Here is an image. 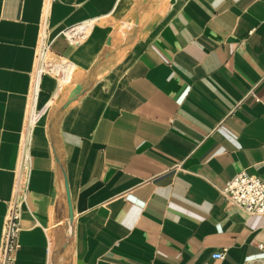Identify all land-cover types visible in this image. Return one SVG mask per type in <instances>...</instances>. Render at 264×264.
Wrapping results in <instances>:
<instances>
[{
  "label": "crops",
  "instance_id": "1",
  "mask_svg": "<svg viewBox=\"0 0 264 264\" xmlns=\"http://www.w3.org/2000/svg\"><path fill=\"white\" fill-rule=\"evenodd\" d=\"M42 33L58 75L31 123ZM242 170L264 181V0H0V241L26 183L14 264L264 261V215L222 193Z\"/></svg>",
  "mask_w": 264,
  "mask_h": 264
},
{
  "label": "built area",
  "instance_id": "2",
  "mask_svg": "<svg viewBox=\"0 0 264 264\" xmlns=\"http://www.w3.org/2000/svg\"><path fill=\"white\" fill-rule=\"evenodd\" d=\"M87 25H78L69 28L64 33L65 38L71 44H78L87 35ZM50 39L47 34L42 33L36 52V69L33 75V87L38 85L39 77L43 74L55 75L57 70L56 60L47 58L49 53ZM26 183L23 174H19L12 193L7 203L4 215L1 241H0V264H14L15 254L19 248V234L21 231L20 217L25 202ZM222 193L230 207L242 209L247 214L264 215V181L259 176L248 173L245 170L239 171L230 177ZM258 247L264 250L263 244ZM223 251H216L212 257L221 259ZM252 264H264V261L257 259Z\"/></svg>",
  "mask_w": 264,
  "mask_h": 264
},
{
  "label": "bare ground",
  "instance_id": "3",
  "mask_svg": "<svg viewBox=\"0 0 264 264\" xmlns=\"http://www.w3.org/2000/svg\"><path fill=\"white\" fill-rule=\"evenodd\" d=\"M99 22V21H98ZM61 65H59V67H60ZM65 66V65H64ZM61 67H63V66H61ZM65 67H67V66H65ZM67 69V68H66ZM71 69V67L70 68H68V70H70ZM62 70H64L65 72L63 73V71H62V73L63 74H65L66 73V70H65V68H62ZM60 71V70H59ZM57 72V71H56ZM56 75H58V73L56 74ZM62 76V75H61ZM64 76V78L66 77L67 78V74H65V75H63ZM69 76V75H68ZM63 78V77H62ZM65 78V79H66ZM60 79V78H59ZM64 80V79H63ZM37 90H38V87H37V85L35 86V88H34V90H33V97H32V105H31V110H30V114H29V121L32 123L33 122V120H38L40 117H41V115H42V113L44 112V108L43 107H41V108H38V109H36L35 108V101H36V94H37Z\"/></svg>",
  "mask_w": 264,
  "mask_h": 264
},
{
  "label": "water",
  "instance_id": "4",
  "mask_svg": "<svg viewBox=\"0 0 264 264\" xmlns=\"http://www.w3.org/2000/svg\"><path fill=\"white\" fill-rule=\"evenodd\" d=\"M80 91H81V84L79 82H75L73 88L68 90L67 103L70 100L74 99L80 93ZM67 199L69 201L68 194H67ZM71 216H72V212L71 209L69 208V220Z\"/></svg>",
  "mask_w": 264,
  "mask_h": 264
},
{
  "label": "rangeland",
  "instance_id": "5",
  "mask_svg": "<svg viewBox=\"0 0 264 264\" xmlns=\"http://www.w3.org/2000/svg\"><path fill=\"white\" fill-rule=\"evenodd\" d=\"M47 58H50V59H53L54 57L50 54V53H47Z\"/></svg>",
  "mask_w": 264,
  "mask_h": 264
}]
</instances>
